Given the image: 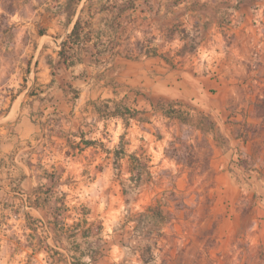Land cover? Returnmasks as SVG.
<instances>
[{"label":"rangeland","instance_id":"rangeland-1","mask_svg":"<svg viewBox=\"0 0 264 264\" xmlns=\"http://www.w3.org/2000/svg\"><path fill=\"white\" fill-rule=\"evenodd\" d=\"M67 1L0 0V107L43 91L49 63L65 106L81 104L56 139L41 129L17 145L15 168L0 165V264H264V0H183L170 21L135 23L121 47L151 52L171 28L190 57L176 41L171 66L137 58L81 78L56 63L71 31ZM135 1L147 11L167 6ZM98 4L80 2L79 32ZM217 28L219 55L197 54L194 42ZM132 156L143 164L136 186ZM39 186L51 189L48 202L29 210ZM156 199L170 216L160 227L141 216Z\"/></svg>","mask_w":264,"mask_h":264},{"label":"crops","instance_id":"crops-1","mask_svg":"<svg viewBox=\"0 0 264 264\" xmlns=\"http://www.w3.org/2000/svg\"><path fill=\"white\" fill-rule=\"evenodd\" d=\"M81 1L82 0L78 2L74 15L70 17L71 20L69 25H71V29L74 22L78 18L77 9ZM89 1L90 0H86V3H89ZM101 1L105 3L104 6L100 5ZM195 1L197 0H193L192 2ZM205 1L207 0H200V2ZM120 2L121 0H99L98 7L93 5L95 7L91 8L89 20L86 21V26L81 29L82 32H79V42L74 45L73 51H71L74 62L72 65L68 67L59 65V56L57 53L56 63L58 66H62L63 70H65V72L71 77L78 76L81 78L88 68L97 69L102 65H110L111 63H116L114 65L122 63L126 64V62L137 58H159L165 64L171 66V64L173 65V59L171 56L174 53L176 41L180 42V45H183L181 49L179 47L177 50V52L179 51L178 55L186 53L187 58L190 57L189 55L191 53H188L184 44L185 37L183 36L184 38H181L178 36V38H176V34L171 32V28L167 29L168 35H165L164 33L160 35L162 37L163 43L161 45L153 46L151 52H155L157 54L155 56L150 55V53H148L149 51L147 52V49H144L138 55H134L135 50L121 47V43L124 40L128 41V36L126 37L125 34L133 28L132 26L135 23L138 24L136 29L138 30L140 21L149 19L148 17L151 15L156 18L162 17V19L165 21H170V17L174 16L177 6H179L183 0H166L167 6L166 8L164 6L165 10L164 8H159L160 10L154 8L153 11L138 9V3L135 0H128V2L133 5L130 9L119 10L117 4ZM84 9L85 6H83L80 10V14L83 13ZM184 12H188V15H190L195 11L187 8V11ZM79 19L81 21V17ZM122 20L124 23H122ZM120 25L122 27H120ZM218 29L219 28H217L218 32L214 31V33L211 35V39L208 38L204 41L200 40V46H197V44L194 42V45L196 46L194 50L197 51V54L201 52L200 50L204 49L207 52L214 50V52L219 55L221 44L219 36L222 38V33ZM131 38L134 39V36H131ZM176 47L178 46L176 45ZM147 53L149 55H147ZM215 59L221 60L220 58ZM106 61H108L109 64H106ZM118 61H120V63ZM49 67H51V63L46 65L42 71L45 80L43 91L28 97V93L25 90L23 93H20L18 96H16L12 101H9L3 107H0L1 166L6 165L3 161L4 159H10L9 164L15 168L16 156L19 153L17 145L19 143L23 142L29 145V143L31 144L34 140L39 139V133L41 132V129L49 131V134L44 136L48 139V141L49 139H56L57 135L54 134L56 127L60 128L61 123L67 121V119L71 116L75 117L76 113L81 112L79 108L81 106L80 103L77 106L75 104L73 105L74 107L71 106L70 108L65 106L66 100L68 99V96H66L67 92H65L62 89L60 83L57 82L56 75L52 73L49 74ZM109 67L110 66H108V68ZM102 70H104V68H102ZM82 78H84V76ZM84 85H86V83ZM80 97L81 94H79V98ZM26 99L30 101L28 106L24 105ZM45 121H47L46 124H44ZM30 161L29 165L31 166L32 164ZM221 162L225 163V159ZM27 177L28 176H26L25 173L20 174L18 181L23 182L27 179ZM4 193L5 196L10 195L8 191ZM30 201L31 200L29 198V210H36L30 207Z\"/></svg>","mask_w":264,"mask_h":264},{"label":"trees","instance_id":"trees-1","mask_svg":"<svg viewBox=\"0 0 264 264\" xmlns=\"http://www.w3.org/2000/svg\"><path fill=\"white\" fill-rule=\"evenodd\" d=\"M72 1L68 0L67 6H66L69 9V8H71L72 4L74 5L73 13L69 14V16H68L69 19L71 16L74 15L76 6L80 0H77V2H75V3H72ZM79 30H80V19L77 18L73 24V27H72L70 33L68 34L66 39L61 43L60 50L58 52V56H59L58 64L59 65H63L64 67H68L74 63L73 62V56L71 55L72 54L71 51H73L74 45H76L79 42V38H80L79 37ZM39 34L42 35L41 32ZM148 53H150V55H153V56L157 55L155 52H148ZM148 53H147V55H149ZM118 115L120 117H122V114H119L117 112L112 113V116H118ZM168 117H170V116H168ZM80 143L82 145H84L85 147H89L93 144L91 141L83 140V138H80ZM70 148H71V146H70ZM75 149L78 151H82V148L80 146H77ZM132 159H133L132 162H134V164L139 165L141 167V171H139V170H137V172H134L133 170L130 171V173L132 175L131 179L134 181L135 186H136V185H139L138 183H140V181H141L140 179L143 175L142 174L143 164H141L139 162V159L136 158L135 156H132ZM46 177H51V176H46ZM134 177L136 179H134ZM35 190H36V195H35V198L33 200H31L30 207H32L36 210H41L44 208V206L48 202L47 197H48L49 193L51 192V189L45 188L44 186H39ZM42 195H45V197H42ZM163 207L164 206L161 204V202L156 199L154 201V204H150L146 207L145 213H141V216H147L145 214L147 212H150L151 216H147V218L149 220H151L158 227L163 226L164 224H166L170 221V216L167 212H164ZM56 211H57V208L54 210V212H56ZM54 215H55L54 220L57 222L58 216L55 213H54ZM131 218H132V215H129L127 217V223L132 221ZM25 219L29 221L31 219V217L28 214H26ZM89 259L93 260V258H91V257Z\"/></svg>","mask_w":264,"mask_h":264}]
</instances>
